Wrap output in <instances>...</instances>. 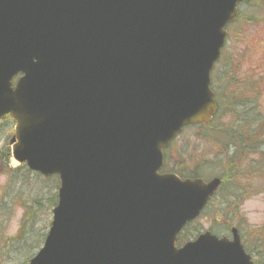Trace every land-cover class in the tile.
Instances as JSON below:
<instances>
[{"label":"water","instance_id":"obj_1","mask_svg":"<svg viewBox=\"0 0 264 264\" xmlns=\"http://www.w3.org/2000/svg\"><path fill=\"white\" fill-rule=\"evenodd\" d=\"M247 1L0 0V122L16 162L60 181L29 264H254L237 229L176 248L221 180L160 174L216 114L211 74Z\"/></svg>","mask_w":264,"mask_h":264},{"label":"trees","instance_id":"obj_2","mask_svg":"<svg viewBox=\"0 0 264 264\" xmlns=\"http://www.w3.org/2000/svg\"><path fill=\"white\" fill-rule=\"evenodd\" d=\"M241 22L247 27L254 28L255 31L264 33L262 30L264 28V0H249L242 4L237 21L228 30L238 27ZM247 27L244 30H248ZM258 34L262 36L260 33ZM239 36L242 37L241 40L247 38L246 33L240 32ZM230 39L229 36L227 42ZM244 46L242 56L247 59L241 60V62L240 60L234 61L229 56L225 58L224 54L227 51L225 46L221 59L212 73V89L218 109L212 122L206 126L193 125L185 129V132L200 130L199 138L215 143L219 148L218 153L212 159L196 161L191 168L188 167L187 160L180 156V161L178 160L175 166L170 168L168 162L170 155L168 154L165 157L163 169L164 173H174L181 178L205 180L219 178L222 182L221 188L203 216L209 208L213 209L216 206V209L221 211L220 218H223L226 223L228 222L227 224L234 221V215L239 213L240 205L252 193L258 192L259 189L264 193V106L261 104L264 99V67L260 66L264 62V53L260 54L261 57L258 58L260 62L254 69L259 73L258 82L242 80L248 78L247 73L243 74L242 69L246 68L251 57L258 56L257 49L261 47V50L264 51V38L254 39L251 37ZM251 47H253V54H249ZM239 69L242 79L238 74ZM13 132L14 122L10 118L0 123V177L6 178L2 191L8 202L5 200V203L0 205V220L3 219L7 222L12 218L14 212L12 203L21 204L19 202L22 189V186L19 187L21 181L23 185L27 184L28 180L35 181L38 190L37 196L34 199L22 200L23 216L20 229L16 237L11 239L12 247L16 252L29 259L31 253L42 247L46 238L49 227L43 233L39 232L36 227H38L39 215L44 214L46 209L48 213H52L56 207L59 181L56 177L44 178L32 173L26 165H12L9 141ZM177 144L174 143L173 148ZM15 198L18 201L15 202ZM42 198L46 204L45 207L42 205ZM2 202L3 198L1 197L0 203ZM227 210L234 211L235 214L231 217L224 213ZM218 221L219 219L215 218L214 225L216 227L210 229L211 233L218 237L226 235L227 232L223 229L231 231L234 227L232 225L220 226L217 224ZM236 227L239 231L241 230V225ZM4 230V225L0 222V236L4 235ZM200 230L197 223L187 226L178 245L181 246L196 239L201 233ZM241 236L247 253L254 258L255 264H260L256 258L264 257V224L260 229L253 230L251 234L245 236L241 234ZM250 239L252 246L248 244Z\"/></svg>","mask_w":264,"mask_h":264},{"label":"rangeland","instance_id":"obj_3","mask_svg":"<svg viewBox=\"0 0 264 264\" xmlns=\"http://www.w3.org/2000/svg\"><path fill=\"white\" fill-rule=\"evenodd\" d=\"M245 26L242 22L238 25V27H235L233 29H230L228 31V37L230 36L231 39L227 42V51L224 54V57L227 58L229 56L232 57L234 61H239L247 59L245 56H242V52L245 48V44L249 42L250 38L258 39V38H264V33L261 31H255L254 28L247 27L248 30H244ZM240 30V31H239ZM242 30V31H241ZM264 31V28L262 29ZM241 33H246L247 38L244 40H241L242 37L239 36ZM258 33H260L262 36H260ZM251 53L253 54V47L250 48ZM258 56L257 61L255 57H251V61H248L246 68H243V74L247 73V77L245 79H242L243 77L241 74V70H238L239 77L242 80H249L251 82H258L259 73L257 70H254L257 68V64L259 61L258 58H260V54L264 53V51L261 50V47L257 49ZM256 62V63H255ZM235 66V65H234ZM260 66L264 67V62L260 64ZM248 71V72H247ZM264 86V85H263ZM264 95V94H263ZM261 104L264 106V99H262ZM227 123V120H226ZM191 131V132H190ZM185 132L180 140H178V144L175 148H172L170 151H168L167 154H169L168 162L170 165V168L174 167L176 162L179 160L180 157L184 160H187L188 167L191 168L193 163H195L198 160L201 159H212L215 157V155L218 153L219 148L213 143L211 140L208 139H200L198 136V132L200 130H190ZM207 132V131H206ZM180 156V157H179ZM167 162V163H168ZM13 165H18L17 162L13 160ZM178 167V166H177ZM252 181V180H251ZM6 178L0 177V198H3V202L0 203L2 206L3 203H5V200L7 202L6 196H3L2 188L5 186ZM35 181L28 180V183L23 185L22 181L19 184V187L22 186L21 194L19 197V202L22 204V200H28V199H34L37 196V187L35 186ZM20 191V190H19ZM6 198V199H5ZM48 198V197H47ZM42 200V205L45 207L46 204ZM14 201H18L17 198L14 199ZM8 203V202H7ZM21 204H14L12 203L13 207V215L12 218L9 219V221L5 222L3 219L0 220L1 224L4 225V235L0 236V264H25L29 262L31 257L35 256L37 252L40 249H36L33 253H31V257L28 259L24 256H21L19 253L16 252L15 248L12 247L11 239H14L20 229L21 225V219L23 216V209L21 208ZM215 212V214H213ZM225 214H229L231 217L235 214L234 211L227 210L224 212ZM217 214V216H216ZM221 217V211L215 208H209L207 213L198 219L197 226L200 231L206 232L209 231L212 227H216L214 225L215 218H218V225L220 226H239L241 225L240 234L249 235L252 233L253 230L260 229L264 224V193L261 189L258 190L256 193H252L248 197V199L243 202V204L239 207V213L234 215V221L232 223L227 224L226 221ZM52 220V213H48L47 209L44 214L39 215V220L37 223L36 228L39 229V232L43 233L46 232L47 228L50 226ZM218 227V226H217ZM45 230V231H44ZM226 233V236L230 234V231L223 229ZM251 245L252 240L250 239L248 241ZM255 243V242H254ZM252 246V245H251ZM32 257V258H33ZM260 264H263L264 257H257L256 258Z\"/></svg>","mask_w":264,"mask_h":264}]
</instances>
